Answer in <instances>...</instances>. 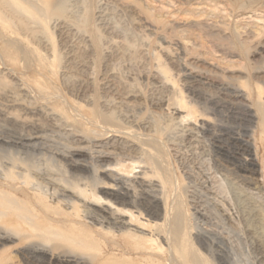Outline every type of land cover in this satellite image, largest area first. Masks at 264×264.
I'll return each instance as SVG.
<instances>
[{
  "label": "bare ground",
  "instance_id": "obj_1",
  "mask_svg": "<svg viewBox=\"0 0 264 264\" xmlns=\"http://www.w3.org/2000/svg\"><path fill=\"white\" fill-rule=\"evenodd\" d=\"M100 1L138 28L147 63L140 45L133 50L95 27L103 17L98 7L93 13L96 0H0V264H90L44 245L65 239L100 252L103 238L114 247L119 239L143 242L156 264L162 252L172 263L264 260V197L247 177L256 143L264 145V88L252 93L237 77L264 52V8L255 16L253 0ZM128 59L169 86L166 117L160 100L146 108L138 82L115 72ZM195 85L217 97H196ZM233 107L252 125L245 139L221 121ZM200 146L198 163L176 162L179 151ZM230 179L236 201L244 194L252 207L235 205ZM68 217L73 230L57 227ZM15 241L22 244L14 254L6 246Z\"/></svg>",
  "mask_w": 264,
  "mask_h": 264
},
{
  "label": "rangeland",
  "instance_id": "obj_2",
  "mask_svg": "<svg viewBox=\"0 0 264 264\" xmlns=\"http://www.w3.org/2000/svg\"><path fill=\"white\" fill-rule=\"evenodd\" d=\"M69 1H71V3H75V2L77 3V0H69ZM193 1H195V0H193ZM253 1H255V2H253V4L250 6L251 8L248 9V10L250 12H253L254 11L255 16H259V14L261 13L262 9L264 8V0H253ZM96 2L97 3L94 4V8H96V9H94L93 13L96 14L97 10L100 8L99 10L103 13V17L100 20L99 19L98 20H95V27L97 29L99 28L98 30H100L102 33H103V31L108 30V29L112 30V35L111 34L110 35L113 36L114 39H116V38L118 39L119 38L120 40H124V43L125 44L130 45L131 47L134 46V48L132 47L133 50L136 49V47H138L140 45L139 46L140 47V50H142L143 51V54H144L143 58L146 61L145 63H147V58H148V56H147L148 55V53H147V49H148L147 46H148V44L147 43L148 42L146 40H145V42H142L143 39L141 37V33H140V31H137L138 28H136V29H135V27L133 28V26L131 25V22L130 21H128L129 22V24H128V22L125 21V20H128V19L126 17L122 16L123 15V14H121L122 12L119 11L114 4L109 3V2L107 3V2H104V1H103L104 2L103 3L100 0H96ZM97 7H98V9H97ZM157 7L158 6L156 5L155 8H157ZM238 15H239V13L236 14L235 16H238ZM229 19L232 20V18H229ZM230 20H229V22L231 24V27H230L231 29H230V31H228L229 34L233 30V25H232L233 22L230 21ZM96 22H98V23L100 22V24L97 23L98 25H96ZM131 26H132L133 29L130 28ZM103 27H105V28H103ZM101 28H102V30H101ZM113 28H115V30ZM108 32L111 33V31H108ZM137 32H138V34L136 35ZM139 33H140V35H139ZM56 35L54 36V40H55V43L57 45L59 40H58V36H56ZM115 36H117V37H115ZM137 36L138 37L140 36V37L138 38ZM131 37H133V38H131ZM135 38H137V39H135ZM139 39L140 40L142 39L141 42H140ZM75 42H77V41L75 40ZM139 43H141V44H139ZM128 60H126L127 62L125 61L124 63H121L122 65L117 64L115 66L116 68H114L115 69V72H116V70L118 71L116 73L119 74V76L121 77V79L125 83L127 81H129V82L132 83V82H134V80H135V82H138V88H140V86H141V90L144 89L142 91V93L143 94L145 93L144 94V97L146 96L145 97V100L147 101L146 102V105L148 104V106L145 105L146 108L150 107L151 104L155 105V103H156L157 105H160V103H161V105L159 107L158 106L156 107V105L153 106V107L154 108L155 107L156 108H161V111L160 112L164 111V112H162V114L164 116L167 115L168 114V111H165V107H161V106H163L162 105L163 104L162 102L165 101L166 100V97L168 96L169 86L168 87L167 86L164 87L162 85H159L158 86V84H161V83H159L157 81H152V79H150L151 78V75L149 73L150 72V69L148 67H144L146 69H144V71H143V69H141V68L139 69V67L136 66L137 63H135L133 60L132 61H131V59H128ZM252 60H253L252 61L253 62L252 65H250V66L246 65L244 68H240V71L243 74L237 75V77L240 78L238 82H240V83L245 84L246 86H248L249 89L251 90V92L253 93V89L256 86V84H258V86H260L261 88H264V52L262 53L261 57L260 56H255L254 58H252ZM123 64H124V66H123ZM118 65H119V67H118ZM97 68H100V66L98 65ZM134 68H136V69H134ZM2 69H5V67L4 66H1V62H0V74H1V70ZM147 69H149V71ZM137 70L139 71V75H137L138 74L137 73ZM140 71H141V74L144 73L141 76H140ZM19 72H20V69H16L15 72H14V75H16V76L20 75ZM127 73H128V75H127ZM147 74L150 77L147 76ZM136 78H137V81H136ZM138 79H140V80H138ZM214 80L216 81V83H220L219 80H217V79H214ZM134 83H132V84H128L127 83V84L128 85H134V86L137 85V83H135V84ZM230 83L231 84L233 83V85H236V83H234V82H230ZM96 87H98V86L97 85L95 86L96 91H98ZM194 87L196 88V92H198V93H196V97H199V98H201V97L202 98H209L210 96H212V97H215L216 96L217 97V93L215 92V89L213 90L212 88L210 89L208 87H205V86L203 87V86H198V85H195ZM197 89H198V91H197ZM73 93H72V96L73 97H76L77 96L76 99H78V98H79L78 100L81 99L79 97L80 96L79 93H77V92H73ZM252 93H251V95H252L251 96V99L254 100V99H256V97ZM153 100H154L155 103L153 102ZM158 100H160V101H158ZM157 101L160 102V103H157ZM149 103H151V104L149 105ZM1 105H2V101H1V93H0V202H1V108H2ZM179 112H180L179 114H176L175 113V118L183 115V113H184L183 111H180V110H179ZM226 112H227V116L228 117L225 116V113ZM233 112H235V113H233ZM243 116H244V113L241 112V109L239 107H233V109L230 110V112L229 111H225V112L223 111L221 121L223 122V126H225L226 128L228 126L230 129L233 130L234 133H237V135H239V136H241V137H243L245 139V138L248 137V134H249L248 132L251 130L252 125H250L248 119H246L245 117H244L245 118L244 119ZM164 119H166V118H164ZM50 135L51 134H48L49 137H50ZM51 137H52V138H50L51 141L53 139L56 140V136L55 135H51ZM256 137L258 138L259 135L257 134ZM54 140H53V142H54ZM55 142H57V140ZM49 144H51V143H49ZM256 145L258 147V149H257V153L258 154H257V158L255 160V166L253 168L254 173H253V176H251V175L248 174L247 177L249 178V176H250V177H252V179L254 180V182H257V184L262 189L261 194H263V197H264V145H262L260 142H257ZM232 146L233 145H229V148H230L231 151H233V149L236 148V147H234V146L232 147ZM200 147H199V149H197V151L196 150H193V151L192 150H187V151H183L182 150V151H179L181 154L180 153L177 154L176 162H179V163L181 162L183 164H189V165L191 163L194 164V162H195V164L198 163V160L200 159L199 158L200 157L199 156L200 153L206 151V148L205 147H203V146L201 148ZM185 153H186V155H185ZM182 154H184V155H182ZM178 155H179V157H178ZM38 157H36V159L39 161L40 159ZM219 158L216 157V159L220 160L221 158L220 159ZM222 161H223V159H222ZM227 185H229V188L232 187L231 189H229L230 198L233 199L234 202H237L236 201L237 200V196H236L237 193L235 192V190H233V187L234 186H230V185H232V180L231 179H230V181L228 180V184ZM233 191L235 193H233ZM240 196H239L240 199L238 198V202H237L238 204L235 203L236 206L239 205L241 208L248 207V206L249 207H252L251 206L252 204H250L251 201H249V203L247 204L246 197H244L245 196L244 194L243 195H240ZM256 205L258 206L259 204H256ZM0 211H1V204H0ZM62 221H65V223L58 224L57 227H59L61 229H65L67 231L68 230H73L74 227L69 223L70 221H75L73 219V217H68L66 219H63ZM82 223L85 224V222H82ZM0 227H1V217H0ZM91 229L94 232L96 231L94 228H91ZM247 234L248 233H246V237H244L245 238V242L247 241L246 242V245H247V247L249 245L248 249L249 250L251 249L252 252H253V248H255L256 243H255V241L253 239H251V235L249 236V234L248 235ZM95 235H96L95 233L94 234H91L92 238L93 237L98 238ZM252 242H254V245H253ZM117 243H118L117 246L114 247L112 245H108L107 243H105L104 238L103 239H100L99 240V249H100V252H97L95 249H92V248H89V247L85 246L83 243L71 242V241H68V240H65V239H52L49 242H47V244L44 245V247L47 250L50 249L51 252L55 256H61V257L69 256V257H71V259H77V260H81L82 259L81 261H84L85 260L86 262H88L90 264H156L154 262L149 261L147 259V254L145 253V251L141 250V248H143L144 245H145L143 242H138V244H136L132 240H128V239H121L120 240L119 239L117 241ZM251 243H252V245H250ZM21 244L22 243H19V242H16L15 241V243L9 244L6 247H7V249L10 248L9 251L11 250L10 252H12V253L15 254L16 251H18L19 248L21 247ZM1 251H2V248L0 246V255H1ZM260 255L263 257L262 254L253 255L252 256V262L251 263L252 264H264V260L262 259V257H260ZM154 259L155 260L158 259V261L159 262H162L163 264H190V262H188L187 260H181V259H179V260L177 259L173 263L170 262L169 259H168V256H167L166 252H162L161 254H159L158 257H154Z\"/></svg>",
  "mask_w": 264,
  "mask_h": 264
}]
</instances>
